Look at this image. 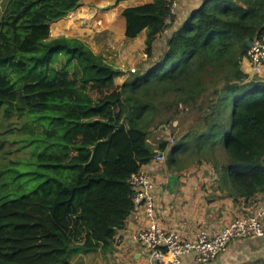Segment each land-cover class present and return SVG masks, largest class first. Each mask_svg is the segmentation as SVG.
<instances>
[{
    "label": "trees",
    "instance_id": "obj_1",
    "mask_svg": "<svg viewBox=\"0 0 264 264\" xmlns=\"http://www.w3.org/2000/svg\"><path fill=\"white\" fill-rule=\"evenodd\" d=\"M80 1L6 0L0 16V108L7 120L23 118L36 161L0 168V264H78L76 253L108 252L136 207L129 179L156 152L210 163L234 202L264 192V80L241 70L247 43L264 31V0H204L163 54L120 85L121 70L87 43L50 36ZM121 15L125 38L145 32L152 57L168 3ZM156 89L179 95L180 108L206 94L202 129L152 147L144 116Z\"/></svg>",
    "mask_w": 264,
    "mask_h": 264
},
{
    "label": "crops",
    "instance_id": "obj_2",
    "mask_svg": "<svg viewBox=\"0 0 264 264\" xmlns=\"http://www.w3.org/2000/svg\"><path fill=\"white\" fill-rule=\"evenodd\" d=\"M116 0H81L79 6L72 11L67 17L59 21H67L69 17L78 18L82 22L85 17L89 21L94 15H101L102 9L107 7L115 8L114 12L105 11L104 17L107 32L104 35L107 42L96 41L90 36L86 43L90 46L95 54L106 57L103 53V47L108 45L114 37L122 38L128 44L140 43V48L144 49L145 32L141 33L134 39H126L124 36L125 19L121 15L123 9L135 7L152 0H122L115 4ZM204 0H178V8L176 16L168 23L164 31L159 34L153 44V53L157 46H161V52L154 56V60L158 59L166 49V41L171 33L175 31L189 17L191 12L198 8ZM120 15L122 17H120ZM101 17V16H100ZM51 25H56L57 22ZM77 23V22H76ZM60 25V24H59ZM58 25V26H59ZM58 26H56L58 28ZM80 35L77 31L71 29L64 33L66 37H74L84 41L85 37L91 35V30L81 29ZM103 28V27H102ZM100 28V29H102ZM97 29V28H95ZM100 31V30H99ZM92 32V31H91ZM104 36L102 37L103 40ZM113 47V45H111ZM121 51V49H119ZM111 54L114 51L109 50ZM112 54V55H113ZM111 63V60H108ZM116 64V63H115ZM117 65V64H116ZM241 70L252 78L255 75L246 59L241 61ZM122 74L117 78L119 81L115 83L120 85L125 81V70L121 69ZM257 77L264 78V70ZM264 80V79H263ZM191 149L187 145L186 149ZM165 158L166 153H165ZM166 160V159H165ZM165 160L161 163L150 162L142 166L151 175L155 183L154 204L155 219L160 228L166 231H176L181 238L194 241L199 230H205L209 235H215L221 231L233 219L251 214L255 209L264 207V192L256 195L248 202L238 199L234 202L231 197L223 195L216 187V177L213 180L209 177H196L194 171L199 166L206 165L207 162L197 164L196 161L191 164L193 168L188 170V166ZM206 163V164H205ZM211 167V165H210ZM212 168V167H211ZM193 171V172H192ZM214 172V171H213ZM199 175V172L197 173ZM202 177V173H200ZM199 179L212 181L214 188L212 189L210 181L208 185L199 183ZM204 186V187H203ZM201 187H203L201 189ZM148 225V219L144 215L143 208L135 209L126 220L125 228L118 231L111 249L108 252L99 250L90 253L78 254L80 261L73 259L80 264H144L147 259V251L139 246L134 239V235L140 229ZM75 256V257H77ZM71 259V260H72ZM181 264H198L195 262L194 256L187 255L183 257ZM204 264H264V237H252L244 239H236L231 241L224 252H222L215 260Z\"/></svg>",
    "mask_w": 264,
    "mask_h": 264
},
{
    "label": "rangeland",
    "instance_id": "obj_3",
    "mask_svg": "<svg viewBox=\"0 0 264 264\" xmlns=\"http://www.w3.org/2000/svg\"><path fill=\"white\" fill-rule=\"evenodd\" d=\"M5 2L6 0H0V16L2 14ZM117 2L118 1L116 0V5ZM114 9L115 8L113 7L102 9L100 10L101 17L96 14L92 16L89 21H86L84 17L81 19L82 22H80L78 19L81 18L80 16L75 19L69 17L67 21H59L56 23V25L50 26V36L51 38L64 36V33L71 29L77 31V34L80 35V28L75 26L78 25L81 27V29H86L85 34L87 33V30L92 31L89 32L92 33L91 35L85 37V43L90 36H94L93 38L96 41L103 44V42H107V39L104 36L107 32L106 28H104V26H106L105 20L103 19L105 18L104 13L105 11L114 12ZM120 17L122 16L120 15ZM97 21H102V29H95V24ZM56 26H58V28ZM103 36L105 40L102 39ZM111 41L112 43L110 42L108 45H105L103 47V53H105L106 55L105 59L107 61L111 60L112 62L110 64L116 66L118 69L125 70V81H129L134 77V75L146 71L150 64L154 61L155 54L158 55L161 52V46H157L154 50L155 54L153 53L152 57H148L144 52V49L140 48V43L128 44L122 38L117 37H114L113 39H111ZM111 45H113V47H111ZM119 49H121V51ZM109 50L114 51V54L112 53V55ZM131 69H134L135 72H132ZM117 77L116 81H119ZM176 96L179 97V95L175 93L165 92L162 89L152 90L149 101L152 103L153 109L149 110L144 116V122L147 125L148 139L152 147H157V145L162 140L167 139V137L173 138V141L175 142V144H177L181 137L202 129L201 121L206 107V94H202L201 96H199L190 106L185 105L181 108L173 104V99H176ZM23 126V118L13 116L7 120L3 116L2 108H0V168L6 166L20 168L27 162L34 163L32 168H36V161L33 157L34 147L26 146V141L31 137L23 134V132L21 131V128H23ZM33 126V132L35 134L39 133L43 129L41 126ZM184 154H186V152ZM184 154L178 156L173 162L176 161L175 163L187 165L189 170L194 167V165L191 163L196 161V156L193 155V153L190 151H188L185 156H182ZM170 155L171 153L169 149L166 152V157L169 158ZM165 159L166 160L164 164L169 161L167 158ZM218 159L220 161L223 160V156H221L220 151ZM210 165V163H207L206 165L199 166L198 169L194 171L196 177H210L212 180L214 177H217L213 166L211 165V168ZM198 172L199 175H197ZM200 173H202V177ZM204 181V179H199V183H204L205 185H208L210 180L208 179L206 180V182ZM210 184L213 189L214 187L212 185L214 184L212 183V181H210ZM203 187H201V189ZM78 254H82V252L74 254L71 259L74 257L73 259L76 258V261H80L79 256H77ZM73 259L71 260V262L78 263L76 261H73Z\"/></svg>",
    "mask_w": 264,
    "mask_h": 264
},
{
    "label": "built area",
    "instance_id": "obj_4",
    "mask_svg": "<svg viewBox=\"0 0 264 264\" xmlns=\"http://www.w3.org/2000/svg\"><path fill=\"white\" fill-rule=\"evenodd\" d=\"M168 3L170 16L168 23L176 16L178 0H164ZM102 21H97L95 28H102ZM255 75L264 70V31L259 39L250 44L244 57ZM135 72L134 69H131ZM173 144V138H168ZM165 160L164 152H156L152 162L161 163ZM129 183L133 189L135 209L143 208L148 225L134 235L136 242L147 251L144 264H181L183 257L194 256L195 262L204 264L215 260L225 251L228 244L236 239L264 237V207L255 209L251 214L233 219L215 235L199 230L194 241L185 240L176 231H166L159 227L155 219L154 191L155 183L151 175L144 169L132 174Z\"/></svg>",
    "mask_w": 264,
    "mask_h": 264
},
{
    "label": "water",
    "instance_id": "obj_5",
    "mask_svg": "<svg viewBox=\"0 0 264 264\" xmlns=\"http://www.w3.org/2000/svg\"><path fill=\"white\" fill-rule=\"evenodd\" d=\"M249 46H250V44L249 43H247V47L249 48Z\"/></svg>",
    "mask_w": 264,
    "mask_h": 264
}]
</instances>
